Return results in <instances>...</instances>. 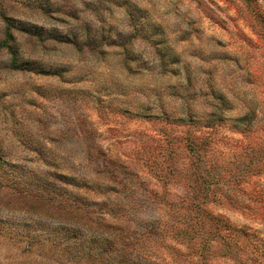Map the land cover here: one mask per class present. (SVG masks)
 <instances>
[{"label":"rangeland","instance_id":"1","mask_svg":"<svg viewBox=\"0 0 264 264\" xmlns=\"http://www.w3.org/2000/svg\"><path fill=\"white\" fill-rule=\"evenodd\" d=\"M126 1L161 25L162 48L178 59L169 70L158 67L139 38L127 44L137 53L130 62L135 71L121 64L113 46L92 54L49 39H16L20 57L64 65L61 78L11 71L0 50V151L9 161L1 165L0 219L48 218L45 196L12 195L3 177L58 185L44 175L50 170L89 183L67 184L68 200L76 196L94 210L90 202L106 195V204L119 207L105 211L110 216L128 213L140 224L143 216L158 219L145 250L166 264H264V24L242 0ZM255 2L264 11V0ZM47 3L43 14L12 12L79 36L85 29L104 36L131 30L123 7L108 1ZM158 106L172 118L190 112L195 120L120 112ZM13 131L46 150L53 165L46 168ZM125 179L131 182L123 188ZM25 227L18 224L10 238L0 230V264H73L33 238L22 240Z\"/></svg>","mask_w":264,"mask_h":264},{"label":"trees","instance_id":"2","mask_svg":"<svg viewBox=\"0 0 264 264\" xmlns=\"http://www.w3.org/2000/svg\"><path fill=\"white\" fill-rule=\"evenodd\" d=\"M104 1L123 7L125 19L131 25L129 32L124 34L117 33L114 36L111 34L104 36L100 33L92 35L87 29L81 36L72 30L61 33L51 28H44L43 25L33 21L21 20L12 12L15 9H28L42 14L46 13L49 10L47 0H0V50L6 54V65L8 68L11 71L18 70L46 77L57 76L59 78L63 77L64 73L67 72L64 65L43 67L34 59L20 57L19 47L16 42V39L20 37L36 41L49 39L57 43H67L77 51L86 50L92 52V54H103L102 46H113L117 48L121 64L129 71L136 70V68L132 69L130 62L136 60L137 53H132V49L127 45L134 38L144 39L149 44L161 70H166L171 63L178 61L171 49L165 46L162 48L163 39H161V35L163 29L157 22L146 21V12L142 11L143 8L133 3V1L130 3L126 0H94L95 3H103ZM242 1L251 17L257 23L264 24V11L259 8L255 0ZM166 56H168V59ZM142 64L139 67H144ZM157 108L156 111L150 112L148 107H142L140 110L134 111L127 107H121L120 112L133 116H153L163 120L178 122L186 121L190 123L195 120L190 112H187L184 117L172 118L164 107L158 106ZM207 121L209 122L208 119ZM13 132H11V136L18 138L19 144L25 146L26 150L41 157V161L46 165V168L49 169V165H53L51 164L52 159L48 157L49 153L46 150L42 149L41 151L39 149L41 147L38 144H32V141L27 139L30 137L23 135L22 131ZM6 157V153L0 151V172L3 170L5 173L1 165H8L9 161ZM122 173H126L125 168ZM44 175L49 176L50 179L55 178L59 182L58 185L50 186L49 183L41 181H36L32 184L30 181L24 180L22 176H14L11 179L8 176L3 177V181L6 182L5 187L12 195L17 193L15 195L29 196L39 194L40 196H45L46 199L42 200L41 203L49 208L50 215L48 218L37 219L35 222H28L22 217V224L17 222L18 219H0V230H4L6 236L9 238L13 237L11 231L13 232L18 224L27 226L29 229L25 227L26 229L20 237L22 240L24 238H33L34 240L32 241H36L34 243L38 244L41 242L50 253L56 254L59 258H65L69 263L73 264L83 262H88L89 264H102V262H104L103 264H166L145 250L148 242L152 238L154 239L155 233L153 234L150 229L157 226L158 219H154L152 216H143V223L140 224L141 220L137 218L131 220V216L128 213L119 211L117 215L110 216L105 211L114 213L119 207L106 204L105 202L108 201V196L106 195L99 199L98 202H90L91 205H96V209H89L84 204V200L76 196L72 200H68L65 191L67 184H71L76 188L89 187L90 185L87 181L78 178L73 182H69L66 180L67 176L63 173L50 172V170L44 172ZM129 182L131 181L125 179L121 186L126 188ZM36 198L40 200L41 197ZM104 213L109 215L110 219L105 218ZM144 229H147V231H144ZM127 231H132V234ZM15 232L19 233L20 231L16 230ZM186 238L190 239L191 236Z\"/></svg>","mask_w":264,"mask_h":264}]
</instances>
